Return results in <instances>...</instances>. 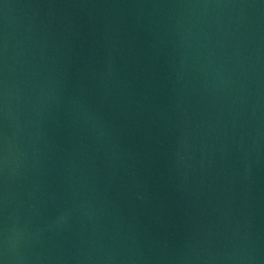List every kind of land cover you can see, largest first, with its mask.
Segmentation results:
<instances>
[{
	"label": "water",
	"instance_id": "1",
	"mask_svg": "<svg viewBox=\"0 0 264 264\" xmlns=\"http://www.w3.org/2000/svg\"><path fill=\"white\" fill-rule=\"evenodd\" d=\"M0 264H264V0H0Z\"/></svg>",
	"mask_w": 264,
	"mask_h": 264
}]
</instances>
